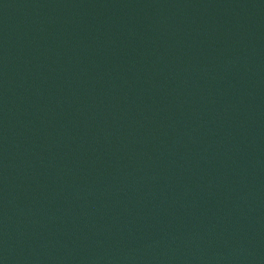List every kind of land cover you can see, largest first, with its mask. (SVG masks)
<instances>
[{
  "label": "water",
  "instance_id": "water-1",
  "mask_svg": "<svg viewBox=\"0 0 264 264\" xmlns=\"http://www.w3.org/2000/svg\"><path fill=\"white\" fill-rule=\"evenodd\" d=\"M0 264H264V0H0Z\"/></svg>",
  "mask_w": 264,
  "mask_h": 264
}]
</instances>
